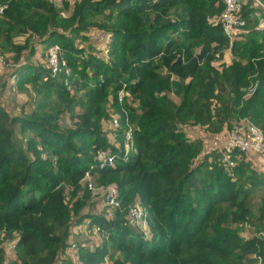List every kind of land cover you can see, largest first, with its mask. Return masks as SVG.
I'll list each match as a JSON object with an SVG mask.
<instances>
[{"label":"trees","instance_id":"obj_1","mask_svg":"<svg viewBox=\"0 0 264 264\" xmlns=\"http://www.w3.org/2000/svg\"><path fill=\"white\" fill-rule=\"evenodd\" d=\"M1 1L0 47L12 51L9 73L19 88L28 82L53 96L17 114L0 101V230L9 238L15 232L19 264H102L116 252L111 264H264V236L244 237L236 228L248 221L250 194L264 188V172L245 157L224 169L220 148L186 132L220 133L248 116L264 134V29L245 28L246 18L229 39L218 20L221 0H74L72 8L66 0L58 7ZM243 8V16L255 9ZM18 35L27 36L25 43L15 41ZM104 37L102 56L92 50ZM35 41L44 48L58 43L69 72L52 74L46 59L27 62ZM227 47L240 57L213 64ZM109 90L113 112L134 123L126 159L115 148L124 128L101 126L110 115L102 109ZM66 114L68 124L59 126ZM102 148L117 152L113 163L94 160ZM85 170L97 184L115 182L119 207L111 218L79 214L91 197L85 181L68 205L65 188H80ZM136 199L147 208L149 239L126 224L128 202ZM256 211L263 221L264 197ZM84 221L103 236L93 248L68 240L69 228Z\"/></svg>","mask_w":264,"mask_h":264},{"label":"rangeland","instance_id":"obj_2","mask_svg":"<svg viewBox=\"0 0 264 264\" xmlns=\"http://www.w3.org/2000/svg\"><path fill=\"white\" fill-rule=\"evenodd\" d=\"M51 1L55 7H58L62 4L63 0H49ZM261 3L264 4V0H258ZM5 3V1H1V3ZM66 2L69 3V7L72 8L74 0H66ZM240 12L241 10L243 11L245 8L242 9V7H246L248 4H252L254 8L258 11V14L261 16V14L264 13L261 11L259 6L255 3L254 0H240ZM61 15H68L70 13L69 10H61L60 11ZM254 25V20L249 19L247 22V25L245 28H250L251 26ZM244 28V27H243ZM242 28V29H243ZM27 36L26 35H18L15 36V41H18L20 43H25ZM34 40V39H33ZM75 44L80 47L82 45H85V42H80L77 39H73ZM107 38H102V40L98 43H95V47L97 48L96 50H92L96 54H101L102 56L106 53L105 50L106 48L104 47L106 45ZM34 45L37 47L35 54L32 56V58H27V62L31 61H37L40 63L45 64V48L42 44H37V42H33ZM25 47H23V50L25 51ZM252 45L250 47H247L249 49H246L247 51H251ZM222 56H220V53L217 52V57L213 59V64H216L217 66H221L222 64L229 63V61L234 58V57H240L236 50L230 51V48H222ZM220 50V51H221ZM23 51V52H24ZM12 51H7L6 48L0 47V101L3 102V104L6 105L8 110L10 112H14L15 114L20 113L23 109H30L31 107H34L38 101H43V100H49L53 98L52 95L50 96H45L43 92L38 93L35 91L31 84L28 82L24 83V87L27 89L19 88L16 83H15V78L14 75L10 74V69L13 66V63L10 62L9 57L12 55ZM44 53V55H39ZM39 53V54H38ZM24 54V53H22ZM25 55V54H24ZM244 61H246L245 57ZM25 59V57H24ZM253 89V86H248L246 89H241L242 90V97H245L250 94L251 90ZM171 99L177 100L176 96L171 92L168 91L166 93ZM113 95L114 93L111 92L110 90L108 91L105 100L102 102V109L106 114L111 115L114 114L113 112V107L111 106V102L113 101ZM123 96V94H122ZM241 97V98H242ZM125 98H127L125 96ZM128 99V98H127ZM48 108V107H47ZM77 106H75V110ZM109 117L107 120H101V126L108 131L109 128ZM70 120L69 116L66 114V116L61 120L58 119L56 122L58 123L59 126H64L67 125V121ZM230 126L231 128L233 126H245V124L248 123H253L255 125L256 122H254L251 118L248 116H239L237 119L231 120L230 121ZM134 123H131V127H133ZM230 129H222L220 133L216 134H211L208 131H206L202 127H197L194 131L189 128H186V132L189 133V135L193 136L196 134H202L201 136L204 139V144L205 147L207 148H212V147H218L221 148V143L224 140V136H226L227 132ZM108 134V133H107ZM109 137H112V134L109 135ZM216 145V146H213ZM211 146V147H210ZM245 154H241L237 158V162H239L240 159L245 157ZM249 162L251 167L256 168L257 170H260L264 172V161L259 158V160H256L253 156L249 157ZM84 181H80L79 187L75 191H73L72 187L66 186L65 188V198L70 206L72 201L75 200L76 197H79L81 195V186ZM89 184H91V197L89 200H87L83 206L79 209L80 212L79 214H101L104 217L106 216L105 209L103 208V192L106 191L107 187L113 186L116 187L115 182L113 181H107L102 184H97L96 183V178L95 176H90L88 179ZM117 189V188H116ZM264 197V188H256L254 191L250 194V200H249V205L251 208V213L249 215L248 221H242L236 224V228L238 229V232L246 237L250 236L252 233L256 232L260 236H264V220H258L255 218V214H257L256 211V205L258 203V200ZM118 198V196H117ZM119 200V198H118ZM133 204V203H139V200L136 199V201L128 202V204ZM113 214V212H112ZM108 217V216H106ZM125 218H127L126 213H125ZM111 218V217H110ZM126 224L132 228V230L136 231L133 224L129 221L127 218ZM71 235L69 237V241L75 242V244H81V246L87 247V248H93L95 245H98L102 242L103 236L102 234L95 233L91 230L90 227H87L85 221L80 222L78 224H75L69 228ZM137 232V231H136ZM12 238L6 237L5 232L3 229L0 230V250L2 251V259L0 261V264H19L20 258L18 256L17 249L14 246V240L16 238L15 232L13 233ZM149 239V232L146 237ZM62 254H60V257ZM77 257V255H76ZM117 257V252L114 254H109L106 253V255L102 259V264H111V261H113L114 258ZM260 261V260H258Z\"/></svg>","mask_w":264,"mask_h":264},{"label":"built area","instance_id":"obj_3","mask_svg":"<svg viewBox=\"0 0 264 264\" xmlns=\"http://www.w3.org/2000/svg\"><path fill=\"white\" fill-rule=\"evenodd\" d=\"M264 13V4L258 0H254ZM222 9L218 15V20L221 22L222 29L226 36L231 39L235 31L242 29L246 25V18L256 19L254 27L264 29V16L258 14L256 9L249 11L245 16L240 12V0H221ZM5 3H0V16ZM45 59L47 66L50 68L52 74L63 71L68 73V67L66 59L62 56V51L58 43H51L45 47ZM66 83V81H64ZM123 91L120 89L117 91V97L120 100ZM110 128L118 129L124 128L122 140L116 143L115 148L117 151H121V158L126 159L127 155L131 151L132 146V127L129 118L126 116L121 120L118 113L111 115ZM247 152H253L258 155L264 161V134L261 129L253 124L248 123L245 126H233L227 132L224 140L221 143L220 148V163L224 169H230L237 163V158L241 154ZM117 152L110 150V148L98 149L95 152L94 160L99 165L110 164L114 162V158ZM89 171L85 170L81 176V181L87 182L88 188L91 190V184H89ZM118 190L116 187L109 186L106 191L103 192V208L105 209L106 216L111 217L112 211L119 207ZM126 216L133 224L135 230L143 237H147L149 232L148 227V212L147 208L140 203L129 204L126 211ZM98 226H93V231L97 232ZM260 262V261H259ZM262 264V263H261Z\"/></svg>","mask_w":264,"mask_h":264},{"label":"crops","instance_id":"obj_4","mask_svg":"<svg viewBox=\"0 0 264 264\" xmlns=\"http://www.w3.org/2000/svg\"><path fill=\"white\" fill-rule=\"evenodd\" d=\"M225 137V136H224ZM211 147V146H210ZM246 156H245V158L247 159V161L249 162V157L250 156H253L256 160H259V156L258 155H256L255 153H253V152H247L246 154H245ZM261 159V158H260ZM262 160V159H261ZM249 164H250V162H249Z\"/></svg>","mask_w":264,"mask_h":264}]
</instances>
